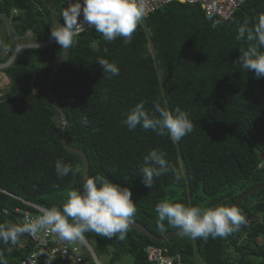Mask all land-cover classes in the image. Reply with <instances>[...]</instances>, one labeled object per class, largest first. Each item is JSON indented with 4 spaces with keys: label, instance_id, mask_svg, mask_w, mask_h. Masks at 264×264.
<instances>
[{
    "label": "trees",
    "instance_id": "obj_1",
    "mask_svg": "<svg viewBox=\"0 0 264 264\" xmlns=\"http://www.w3.org/2000/svg\"><path fill=\"white\" fill-rule=\"evenodd\" d=\"M56 2L0 0V15L10 19L19 38L30 31L35 45L44 44L55 40L51 31L63 23ZM260 15L264 0H246L227 21L207 16L197 4L175 2L141 20L127 44L123 37L105 41L89 29L67 50L54 41L17 52L0 70L9 78L0 95V223L20 224L28 209L39 214L19 200L59 208L69 191L103 175L131 190L137 212L130 224L163 240L156 244L133 227L123 241L84 233L89 246L93 242L110 255L107 264L125 256L133 264H154L146 261L148 246L165 248L185 264H195L194 253L203 264H264V241L256 242L264 240V189L238 205L245 223L226 237L191 242L166 221L161 231L155 210L165 199L231 207L248 185L264 184V169H258L264 159V77L242 68L239 57L248 45L236 39L239 27L245 21L251 27ZM3 45L7 52L0 63L15 49L9 37ZM102 59L115 63L119 74L103 72ZM141 101L150 114L157 103L172 111L179 107L193 131L179 141L139 126L129 131L123 121ZM153 149L165 153L171 167L150 189L139 169ZM57 160L77 171L58 177ZM67 243L94 264L84 243ZM34 245L25 233L15 245L0 243V256L18 264ZM231 253L239 257L233 261ZM40 264L70 263H48L41 256Z\"/></svg>",
    "mask_w": 264,
    "mask_h": 264
},
{
    "label": "clouds",
    "instance_id": "obj_2",
    "mask_svg": "<svg viewBox=\"0 0 264 264\" xmlns=\"http://www.w3.org/2000/svg\"><path fill=\"white\" fill-rule=\"evenodd\" d=\"M65 4L68 6L62 11L63 23L58 21L51 31V38L65 50L74 44L75 37L84 28L95 29L108 42L123 37L126 44L130 43L146 11L144 0H65ZM81 15L82 20H80ZM213 27L216 25L213 24ZM236 39L245 40L248 45L246 50H241L239 57L242 68L254 71L258 79L264 77V15H260L251 27H249V21H245L239 27ZM47 43L50 44L51 41ZM37 45L41 46V44ZM42 45L44 46L45 43ZM14 46L15 49L10 58L4 62L6 64L9 62L7 66L20 51L16 49L15 44ZM98 62L103 72L111 75L119 74L120 69L115 63L103 59ZM83 123H88L87 118L83 119ZM123 124L129 131H134L139 126L161 135L167 134L173 141H179L193 131V123L188 113L179 107L172 111L157 103L154 105V112L150 114L145 110L143 101L131 108ZM165 156L166 154L162 151L153 149L143 157L139 171L145 187L151 189L154 179L169 171L171 165ZM55 170L61 178L70 172L77 171L71 164L61 160L56 161ZM19 201L30 208H40V212L37 211L40 214L32 213L28 209L22 212L20 224L0 223V243L15 245L23 234L27 233L31 239V234L35 235L40 230L56 233L66 242L79 240L83 243V234L89 231L123 241L126 239L130 220L137 212L131 190L103 175L88 177L82 188L69 191L64 204L59 208L55 206L41 208L23 200ZM155 210L157 227L161 231L165 230L166 221L168 226L179 229L180 235L191 239L207 240L209 237H226L245 223L243 214L236 206H186L183 203L165 199L156 205ZM17 211L19 212L18 209ZM27 215L37 216L35 219L26 221ZM56 234L55 237H57ZM60 239L57 240L61 242ZM196 255L194 253V256ZM196 259L198 264H203L199 256H196ZM66 261L71 264L69 260ZM0 264H6L3 256H0Z\"/></svg>",
    "mask_w": 264,
    "mask_h": 264
},
{
    "label": "built area",
    "instance_id": "obj_3",
    "mask_svg": "<svg viewBox=\"0 0 264 264\" xmlns=\"http://www.w3.org/2000/svg\"><path fill=\"white\" fill-rule=\"evenodd\" d=\"M246 0H144L145 3V15L142 18L144 20L148 17L149 14L157 11L158 9L170 4V3H183V4H197L200 8L205 12L207 16H216L223 21H227L231 18V16L236 12L237 8ZM64 8L68 5L65 4V0H63ZM19 13L18 10H12V16H17ZM0 18L6 23V26L11 30L13 38L16 43V49H19V36L14 32L12 23L10 19H7L3 16ZM83 17L81 15L80 20ZM90 28H84L80 33L89 30ZM79 33V34H80ZM24 37L28 38L29 40L32 37L30 31L26 32ZM55 40H52L54 42ZM38 45H34L36 47ZM258 169H264V160L259 163ZM40 212V208H37ZM40 214V213H39ZM38 214V215H39ZM37 215H27L25 220L35 219ZM56 233L46 230H40L35 235L31 234V240L34 242V250L32 253L25 257L19 264H40L41 256H43L48 263H51L56 260H69L71 264H88L85 260V255L79 253L78 248L70 246L66 241L60 239ZM57 239L62 240L61 242ZM85 244L86 251L90 253L92 257V261L94 264H100L98 259L96 258L95 254L91 251L89 245L83 240ZM146 253V261L148 263L154 264H185L180 260V256L177 254H171L167 249L160 248L157 246H148L145 248ZM195 260V264H198L196 256L193 257Z\"/></svg>",
    "mask_w": 264,
    "mask_h": 264
},
{
    "label": "rangeland",
    "instance_id": "obj_4",
    "mask_svg": "<svg viewBox=\"0 0 264 264\" xmlns=\"http://www.w3.org/2000/svg\"><path fill=\"white\" fill-rule=\"evenodd\" d=\"M56 6L58 7V9L63 10V2L62 1L58 0V2H56ZM10 35H12L11 30L6 26V23L0 19V57H2L3 55H5L6 52H7L6 51L7 50V47H5V45H3V44L6 43V40H7L8 37L10 38V42L13 45H14V43L17 42L13 38H11ZM21 43H24L23 44L24 46L23 45H20ZM47 44H49V43H45V46ZM18 45H19V50H22V49H25V48H28V47H32L35 44L32 42V40H29L28 38H26V37L23 36V37H20L19 38ZM42 46L43 45L41 44V47ZM38 47H40V46H38ZM8 64H9V62L7 64L4 63V64L0 65V68H4ZM8 85H9V78L6 76L5 73L1 72L0 73V95L5 90H7ZM249 187H250V185H248L247 188H245V191L246 190L248 191L249 190ZM262 198H263V195L261 194L260 199L262 200ZM252 199L253 200L257 199V196L256 197H253ZM188 239H189V237H188ZM263 241L264 240L262 238H260V237L257 238V240H256L257 244H260V245L262 244ZM191 242H192V239H191ZM69 243L70 244L77 245V246H80V244H81L79 240L72 241V242H69ZM89 243H90V247H91L92 251L96 255V257H97L98 261L100 262V264H107L108 261H109V256L110 255H108L105 250H101L95 243H93V242H89ZM90 256L91 255H89L88 253L86 254V257H90ZM238 257H239V254L238 253H231V260L234 261ZM118 264H133V263H132L131 259L128 256H125V258H122L121 261L118 262Z\"/></svg>",
    "mask_w": 264,
    "mask_h": 264
},
{
    "label": "water",
    "instance_id": "obj_5",
    "mask_svg": "<svg viewBox=\"0 0 264 264\" xmlns=\"http://www.w3.org/2000/svg\"><path fill=\"white\" fill-rule=\"evenodd\" d=\"M264 189V184H259L256 185L254 187H252L251 189H249L248 191H246L243 195H241L232 206H236L238 207L239 204H241V202L248 197L249 195L253 194L254 192H257L259 190ZM129 227H133L134 229L140 231L143 234H146L148 237H150L152 240H154V243L159 244L160 242H162L163 240L161 238H155L153 236H151L149 233H147L146 231H143L141 229V227L136 226L135 224H129Z\"/></svg>",
    "mask_w": 264,
    "mask_h": 264
}]
</instances>
